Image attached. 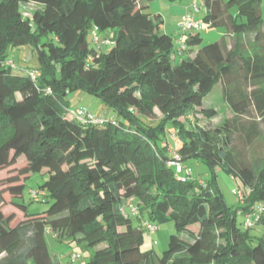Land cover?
Wrapping results in <instances>:
<instances>
[{
  "label": "trees",
  "instance_id": "1",
  "mask_svg": "<svg viewBox=\"0 0 264 264\" xmlns=\"http://www.w3.org/2000/svg\"><path fill=\"white\" fill-rule=\"evenodd\" d=\"M151 1L0 0V264H60L47 235L103 245L86 264H264V164L243 161L229 121L211 129L193 117L217 116L203 104L220 85L235 119L253 108L264 121V89L254 88L264 83L262 0H200L202 23L225 28L232 45L201 46L200 35L189 33L179 59L161 15L148 13ZM21 4L39 8L28 18ZM233 5L244 22L229 14ZM94 29L110 44L90 45ZM20 46L36 53L37 68L13 66L7 52ZM77 92L102 100L117 119L87 113L78 120L66 100ZM251 126L247 146L259 132ZM170 130L182 164L197 158L212 178L219 168L241 182L238 208L226 205L213 180L193 178L184 164L180 173L167 166ZM33 175L45 180L31 202L45 210L22 202ZM8 205L21 217L4 213ZM126 206L137 213L126 216ZM145 222L174 226L161 256L140 249ZM256 227L260 236L251 234Z\"/></svg>",
  "mask_w": 264,
  "mask_h": 264
},
{
  "label": "rangeland",
  "instance_id": "2",
  "mask_svg": "<svg viewBox=\"0 0 264 264\" xmlns=\"http://www.w3.org/2000/svg\"><path fill=\"white\" fill-rule=\"evenodd\" d=\"M164 1V2H163ZM195 0H155L153 4L149 3L148 10L150 12L161 13L163 19L162 31L167 34H172L173 42L175 44V49L177 48V39L179 38L180 29H179V18H183L184 15H187L188 12H191L192 4ZM201 2L200 0H196ZM227 2L229 0H222ZM39 7L34 4H21L20 11L24 17L31 18L34 11ZM229 14L237 18L239 23L244 22V18L238 17L237 6L233 5L229 9ZM261 13L264 20V0L261 3ZM205 11H201L198 14H192L195 20L201 22V28L198 31L193 32L194 34H199L202 39V45L206 46L213 42H223L227 47H231L232 40L230 36H226L224 33L226 29L223 27L214 28L202 23ZM181 16V17H180ZM99 37H103L104 33L99 34ZM108 37L109 34H105ZM88 42L91 45L93 42L92 32L89 33ZM7 58L12 61L13 66L21 70H31L39 66L36 53L29 46H20L13 47L8 50ZM254 88L264 89V83L255 86ZM66 100L69 101L71 109H83L90 115L96 118H105L117 119L115 112L106 105L99 98L90 95L85 92H77L68 94ZM203 107L205 109H214L216 110L217 116L214 118H207L198 114L193 116L196 119L195 124L203 128H214L222 125L224 122L229 121L231 126H234L233 142L234 148L237 152L242 153L243 161L252 166L263 165L264 164V121L261 119L259 113H257L253 108L249 115L235 119L232 115L229 107L226 103L223 102L221 96V86L218 85L210 94L208 98L204 100ZM158 119L160 116L158 115ZM157 119V120H158ZM155 120L152 123H156ZM251 123L257 124L258 135L250 144L247 146L245 143L244 134L247 132V129H252ZM172 130L167 131L165 136V141L168 145V151H177L181 144L174 140L171 135ZM24 158L18 160V165H21ZM184 166L188 168L191 172L193 178H197L202 181H212L214 182V187L218 188L220 193L223 196V199L228 207L238 208L240 205L239 198L235 191L242 189L241 182L238 179L231 177L225 171L217 168L214 172V177L206 165H204L201 160L197 158L188 159L183 162ZM4 173L0 174V177H4ZM44 177L41 175H33L26 179L25 187L22 195V202L26 205H29L30 211H40L47 208V204L42 202H31L30 192H35L38 190V186L44 182ZM245 189V188H244ZM245 194L248 193V190L245 189ZM41 198V195H40ZM4 213L14 212L17 217H21V213L15 210L10 205L3 208ZM123 212L126 216L132 217L130 208L128 206L124 207ZM244 221L243 215L240 213L237 214L236 222L239 226L242 225ZM158 227V230L154 235L150 236L147 232H143V243L141 244V251L143 253H154L157 256H161L164 251L168 248L169 238L171 235L175 234V229L172 223L165 224H155ZM133 224L137 225L136 219L133 218ZM262 229L256 227L251 230V234L255 236L261 235ZM46 244L50 255L58 261L60 264H86L90 258L93 256L96 250L103 248V245L98 247L91 248L88 247L84 242L79 241H70V242H59L52 236H46ZM71 255H78L79 259L74 263L70 262Z\"/></svg>",
  "mask_w": 264,
  "mask_h": 264
},
{
  "label": "built area",
  "instance_id": "3",
  "mask_svg": "<svg viewBox=\"0 0 264 264\" xmlns=\"http://www.w3.org/2000/svg\"><path fill=\"white\" fill-rule=\"evenodd\" d=\"M200 4H198V1H194L191 7V12H188L187 15H185L183 17V19L180 21L179 23V29H180V34H179V38L177 39V48L175 49V54L174 57L177 56H182L185 51L187 50V44L185 42V36L189 33H193L195 31H198L201 28V22L198 20L194 19V16L192 14H198L200 13L202 10L206 12L205 7L203 6V4L201 2H199ZM96 29H94V34H93V45L95 48H99L102 45H109L110 41L109 40H103L101 41L99 39V37L95 34ZM40 76V72L38 70H33L30 72V77L35 80L36 78H38ZM71 114L76 117L78 120L83 119L86 115L87 112L84 110H80V109H74ZM89 116V115H88ZM167 166L169 167H174L177 171V173H180L182 171H184V166L182 164L181 161V156L179 153L176 152H172L170 158L167 161ZM235 193H237V196L240 199H242L243 193L242 191H238ZM31 198L33 200H37L38 198V194L37 192H30ZM262 210L261 205H260V211ZM131 212L136 214L137 213V208L132 207L131 208ZM245 225L247 227H251L253 225V222L250 218H248L246 220ZM144 226L146 228V230L148 231V233L152 236L154 235V233L156 232L157 228L150 224L149 222H145ZM71 262H75L76 260L79 259L78 255H71Z\"/></svg>",
  "mask_w": 264,
  "mask_h": 264
},
{
  "label": "crops",
  "instance_id": "4",
  "mask_svg": "<svg viewBox=\"0 0 264 264\" xmlns=\"http://www.w3.org/2000/svg\"><path fill=\"white\" fill-rule=\"evenodd\" d=\"M154 2H155V0L151 1L150 4H153ZM163 2H164V1H163ZM148 13H151V14H159V15H161L160 12H159V13H154V12L152 13V12H150V8H149V10H148ZM184 16H185V15H184ZM184 16H183V17H184ZM180 17H181V16H180ZM182 19H183L182 17L179 18L178 22L180 23V21H181ZM164 33H165V32H164ZM166 34H167V33H166ZM169 35L172 36V34H169ZM172 37H173V36H172ZM176 59H179V56H177Z\"/></svg>",
  "mask_w": 264,
  "mask_h": 264
}]
</instances>
